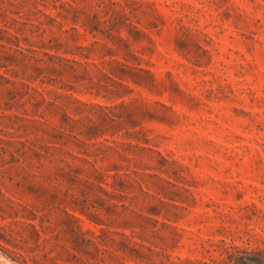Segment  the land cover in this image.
<instances>
[{
	"label": "rangeland",
	"instance_id": "374dc122",
	"mask_svg": "<svg viewBox=\"0 0 264 264\" xmlns=\"http://www.w3.org/2000/svg\"><path fill=\"white\" fill-rule=\"evenodd\" d=\"M241 252L264 254V0H0V264Z\"/></svg>",
	"mask_w": 264,
	"mask_h": 264
},
{
	"label": "trees",
	"instance_id": "16d2710c",
	"mask_svg": "<svg viewBox=\"0 0 264 264\" xmlns=\"http://www.w3.org/2000/svg\"><path fill=\"white\" fill-rule=\"evenodd\" d=\"M38 12H40V11H38ZM240 254L242 256H239L238 258L234 259L235 264H264V262L261 259V257L264 259V254H262V255L258 254V255H260V258H258V259H254V258L252 259L251 257L248 256L247 252H241Z\"/></svg>",
	"mask_w": 264,
	"mask_h": 264
}]
</instances>
